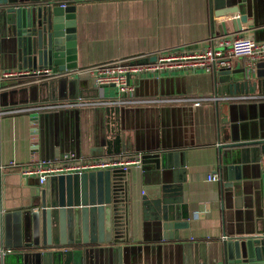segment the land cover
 I'll return each mask as SVG.
<instances>
[{"label":"crops","instance_id":"obj_1","mask_svg":"<svg viewBox=\"0 0 264 264\" xmlns=\"http://www.w3.org/2000/svg\"><path fill=\"white\" fill-rule=\"evenodd\" d=\"M75 1V71L82 70V73L67 78L82 74L77 89L72 85L71 89L65 86L59 91L56 83L62 78L31 84H21L16 79L6 80L15 83L0 89V92L14 91L8 98H3L0 106V174L3 176L0 202L6 203L4 208H17L28 202L36 188L46 185V182L41 185L36 176L25 177L19 173V168L8 167L10 161L35 164L43 158L57 164L67 161L66 156L70 154L75 156V161L120 154L137 155L141 157V166L130 168L136 179L133 181L136 185L130 206L132 240L123 244L103 242L97 247L92 244L41 247L40 240L37 247L30 243L21 249H13L6 246L11 243L3 236L0 222V248L11 250L0 259V264H221L220 245L223 240L233 236L229 235L227 228L230 231L233 227L244 231V236H259L250 232L255 219L253 176L257 169L264 168V99L217 98L264 93L229 94L224 87L220 94H216L214 69L207 72L202 69L167 71L144 77L130 75L128 82L134 86L138 98L204 97L211 100L199 107L181 101L158 107L120 106L119 117L105 112L106 107L113 105L9 111L73 102L79 98L72 97L76 92L81 93L84 100L112 102L118 94L111 85L97 88V96L93 97L96 91L90 86L92 79L85 72L97 65L141 60L170 51L195 52L209 46L221 49L220 42L232 39L236 34L264 41V0H214V3L212 0ZM53 2L56 5L71 3L70 0ZM219 3L221 5L217 6ZM5 6L8 4L0 5V70L20 69L32 73L30 67L19 68V63L10 54L11 46L3 27ZM227 6H236L241 12H246L248 20L238 32H234L228 24L227 34L222 35L220 24L231 16L218 18L214 13ZM238 15L239 12L235 13V16ZM259 63L264 64V61L258 62L255 71L250 72L244 59L231 58L230 68L237 71V78H242L239 70L245 68L251 79L255 77ZM45 83L54 85L42 88L38 97H29L24 90ZM59 95L65 96L47 99ZM226 103L229 113L225 112V107L220 108ZM225 117L230 123L235 121L247 128L244 141L259 142L238 149L240 161L230 166L229 174L226 167L220 171L217 164V132L218 127L223 125L220 120ZM111 128L114 133L120 130L123 140L134 149L107 154L108 135H111L108 131ZM220 137H223L222 133ZM161 141L175 142L188 148L185 156L186 180L182 184L175 181L180 175L177 169H170V185L180 186L182 201L166 204L164 219L162 207L158 214L148 212L145 219L137 196L143 194V188L150 191L159 180L157 172L152 170L154 165L143 164L142 157L151 153L147 150L159 147ZM136 148L140 150L135 151ZM213 174L217 180L209 181L208 176ZM168 198L173 201L174 195ZM223 221L226 235L222 231ZM4 230H8V226Z\"/></svg>","mask_w":264,"mask_h":264},{"label":"water","instance_id":"obj_2","mask_svg":"<svg viewBox=\"0 0 264 264\" xmlns=\"http://www.w3.org/2000/svg\"><path fill=\"white\" fill-rule=\"evenodd\" d=\"M54 0H0V5L5 6L4 31L7 34L11 46V56L19 68L30 67L33 72L44 67L56 68L58 71L75 70L77 68L76 55V5L77 1L65 6L56 5ZM214 3V0H212ZM19 3L16 5V3ZM35 5L36 3H40ZM220 6L221 3L216 4ZM239 12L240 15L235 16ZM215 17L231 16L222 20L220 30L222 35L227 34V26L230 24L234 32L241 29V25L248 20V14L241 12L236 6H227L217 10ZM154 61L155 57L149 58ZM146 58L139 60L145 63ZM137 62V63H139ZM139 63V64H141ZM264 64L257 65L254 78H249L246 69L239 70L242 78H237V71L231 68L214 70L213 80L216 94L221 93L224 87L229 94L233 93H264ZM15 67V66H14ZM90 79L91 76L85 72ZM62 78L56 85L59 91L65 86L69 89L72 85L77 89L79 79ZM18 83L20 81L16 80ZM15 83L0 82V89ZM90 86L96 91L92 82ZM14 85V84H13ZM54 84H36L25 88L29 97H38L42 88H50ZM14 92V91H12ZM12 92H0V106L3 98H8ZM65 95L50 96L63 98ZM82 98L81 93L72 96ZM38 99V98H35ZM8 104V103H7ZM11 104V103H10ZM227 103L220 105L229 113ZM228 109V110H227ZM107 114L121 116L118 106L106 107ZM227 113L224 115L226 116ZM218 127L217 164L222 171L226 167L228 174L230 166L240 161L239 148L250 145L252 141H244L247 128L228 118H222ZM122 127H120L121 130ZM109 129L107 154H120L132 151L134 148L123 140L120 130L113 132ZM223 137H220V134ZM236 136V138H234ZM221 142V143H220ZM262 142V141H261ZM168 144V145H166ZM161 145V146H160ZM159 147L152 148L148 155H143V164L154 165L153 171L157 172L158 184L150 191L142 189L143 194H138L136 200L143 208L145 219L149 213L158 214L162 207L163 219L166 218L165 205L171 202L181 203L180 186L171 187L169 180L170 169H177L180 175L177 180L181 184L186 180V152L185 145H177L175 142L165 143L161 141ZM166 145V146H164ZM140 150L136 148L135 151ZM42 161L48 162L45 159ZM131 169L99 170L83 172L80 174H66L47 178L43 188H36L26 204L17 208H4L6 203L0 202V222L3 227V236L10 241L11 248L21 249L30 243L36 247L41 240L43 246H74L81 244L120 243L132 240L131 211L132 194L136 184ZM175 175V172L173 173ZM252 184V201L255 219L253 230L257 237L244 236V231L233 227L229 235H233L222 241L219 248V260L221 264H264V168L257 169ZM3 176L0 174V191L3 194ZM2 188V189H1ZM174 195V200H169ZM177 196V198H175ZM8 226V230L4 227ZM222 231L226 235V225L223 221ZM69 250V249H64Z\"/></svg>","mask_w":264,"mask_h":264},{"label":"built area","instance_id":"obj_3","mask_svg":"<svg viewBox=\"0 0 264 264\" xmlns=\"http://www.w3.org/2000/svg\"><path fill=\"white\" fill-rule=\"evenodd\" d=\"M65 6V4H62ZM213 40V39H212ZM215 41V40H214ZM221 49L207 47L195 52H178L170 51L167 53H157L154 61H150L147 57L145 63L138 64L139 59L127 61H118L103 65H97L86 70L91 76L92 83L98 87L101 85L114 86L118 97L112 102L102 100H84L78 98L73 102L64 104H50L46 106L30 107L29 109L13 110V112H22L32 109L46 110L56 108H86L99 107L106 105L113 106H143V107H158L162 104L173 103L177 101L186 102L192 107H199L204 102L211 100L210 98L198 97L194 99L172 98V99H157V98H138L135 94V88L128 82V76L144 77L146 75L156 74L167 71H196L211 69L230 68L231 58H241L246 62V67L250 72H254L256 64L264 61V41H255L248 37L239 36L236 34L232 39L221 41ZM142 60V59H141ZM75 73H82V70H64L58 71L50 67L42 68L36 72L30 73L27 70L12 69L0 70V82L6 80H19L21 84L40 83L52 79L67 78ZM77 74V75H78ZM264 99V94H244L228 97L217 98V100H260ZM66 160L62 163H50L40 161L35 164H19L15 161H10L8 167L19 168V173L25 177L36 176L39 183L43 185L48 177L59 176L66 174H80L83 172L121 169L126 171L133 166H141V157L137 155H116L109 158H93L90 160L75 161V156L70 154L66 156ZM209 181H216L215 174L209 175ZM11 250L0 248V259L10 253Z\"/></svg>","mask_w":264,"mask_h":264}]
</instances>
